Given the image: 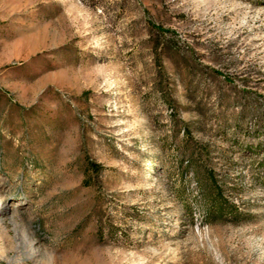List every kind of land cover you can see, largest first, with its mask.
I'll use <instances>...</instances> for the list:
<instances>
[{
	"label": "rangeland",
	"instance_id": "rangeland-1",
	"mask_svg": "<svg viewBox=\"0 0 264 264\" xmlns=\"http://www.w3.org/2000/svg\"><path fill=\"white\" fill-rule=\"evenodd\" d=\"M263 158L264 0H0V264H264Z\"/></svg>",
	"mask_w": 264,
	"mask_h": 264
},
{
	"label": "trees",
	"instance_id": "trees-1",
	"mask_svg": "<svg viewBox=\"0 0 264 264\" xmlns=\"http://www.w3.org/2000/svg\"><path fill=\"white\" fill-rule=\"evenodd\" d=\"M258 164L259 167L264 169V158ZM193 167L195 166L193 165ZM193 169L199 172L198 168ZM201 171L202 173L204 172V170ZM203 175L204 177L198 175L197 185L202 192L201 204L204 208L206 219L209 222L216 220L238 221L244 213L240 209L241 207L224 196L222 188L218 186L217 179L212 173L204 172Z\"/></svg>",
	"mask_w": 264,
	"mask_h": 264
}]
</instances>
